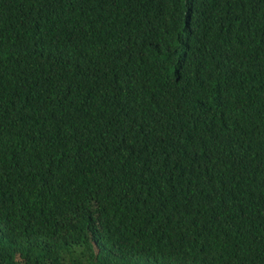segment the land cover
I'll return each instance as SVG.
<instances>
[{
    "label": "trees",
    "instance_id": "trees-1",
    "mask_svg": "<svg viewBox=\"0 0 264 264\" xmlns=\"http://www.w3.org/2000/svg\"><path fill=\"white\" fill-rule=\"evenodd\" d=\"M0 264H264V0H0Z\"/></svg>",
    "mask_w": 264,
    "mask_h": 264
}]
</instances>
